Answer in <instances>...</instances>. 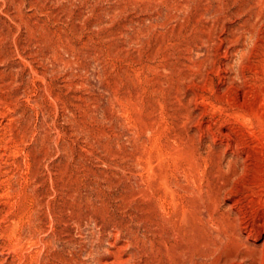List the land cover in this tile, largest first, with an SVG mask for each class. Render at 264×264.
I'll list each match as a JSON object with an SVG mask.
<instances>
[{
	"label": "rangeland",
	"instance_id": "obj_1",
	"mask_svg": "<svg viewBox=\"0 0 264 264\" xmlns=\"http://www.w3.org/2000/svg\"><path fill=\"white\" fill-rule=\"evenodd\" d=\"M243 5L0 0V264H264V29L235 43Z\"/></svg>",
	"mask_w": 264,
	"mask_h": 264
},
{
	"label": "bare ground",
	"instance_id": "obj_2",
	"mask_svg": "<svg viewBox=\"0 0 264 264\" xmlns=\"http://www.w3.org/2000/svg\"><path fill=\"white\" fill-rule=\"evenodd\" d=\"M239 9H237V11H238ZM242 13V15H243V17H245L246 18V20H244V22H243V24L240 26V28L239 29H236L235 30V32H236V35L237 34H239L240 33V31L241 30H245V32L247 31V32H249L250 34H252L253 32H255V30L256 29H258L257 28V25H258V27H263V29H264V0H244V5L242 6V9L241 10H239V13ZM240 15V14H239ZM240 19V18H239ZM261 30V29H260ZM242 32H244V31H242ZM246 32V33H247ZM261 33V32H260ZM257 34V33H256ZM255 34V35H256ZM259 34V33H258ZM263 35V34H262ZM247 36H249V34H247ZM253 37H255V36H253ZM252 36H251V38H253ZM262 37V36H261ZM256 40H257V37L255 38ZM247 40V39H246ZM255 40V41H256ZM261 41V40H260ZM235 43L237 44V45H240V36L239 35H237V38H236V41H235ZM263 44V43H262ZM237 45H235V46H237ZM259 47V46H258ZM259 49L260 50H263L264 49V46H262V47H259ZM253 53V52H252ZM244 56V55H243ZM246 56V55H245ZM249 56V55H248ZM228 149V148H227ZM218 164V163H217ZM219 165V164H218ZM217 167V166H216ZM215 167V168H216ZM219 168H220V166H219ZM219 168H217V169H219ZM217 169H215L216 170V172H218L217 171ZM221 169V168H220ZM218 173H220V172H218ZM182 202V201H181ZM232 204V203H231ZM235 204V203H234ZM188 206V205H187ZM231 208H232V206H231ZM186 210H188V209H186ZM189 213V212H188ZM187 213V214H188ZM182 214V213H181ZM205 215V214H204ZM187 216V215H186ZM204 217L205 216H203V214L202 213H200L199 211H197V213H195V214H190V215H188V217H186L187 218V220L189 221V223H190V225L192 226L191 227V229H192V232L194 231V234L195 235H198V234H200L201 232H203V226H204V224H206V222H205V219H204ZM221 217H223L222 215H221ZM208 218V217H207ZM206 218V219H207ZM210 219V218H209ZM208 220V219H207ZM228 220V219H227ZM231 220H233V218L231 219ZM235 220V224H231V223H229V224H231L230 226L234 229V228H238L237 230H239V228H240V226H241V222L242 221H240V219L238 220V221H240V222H238L236 219H234ZM210 221V220H209ZM224 221H226V220H224ZM208 222V221H207ZM227 222V221H226ZM229 222V221H228ZM253 223V222H252ZM208 224V223H207ZM210 225H212V223H211V221H210ZM234 225H236L235 227H234ZM229 226V227H230ZM209 227V226H208ZM228 227V228H229ZM242 228H244V225H243V227ZM241 228V229H242ZM233 229H231L232 231H233ZM207 230V229H206ZM245 230V229H244ZM250 231V230H249ZM235 232H237L236 230H235ZM239 232V231H238ZM244 232V231H243ZM229 233V232H228ZM228 233H227V235H228ZM257 233V232H256ZM193 234V235H194ZM221 234V233H220ZM238 234V233H237ZM193 235H191L192 237H193ZM202 235V234H201ZM214 235V234H213ZM216 235H218V234H216ZM224 236L226 235V234H223ZM233 235V234H232ZM221 236H222V234H221ZM220 236V237H221ZM196 237V236H195ZM229 237H230V235H229ZM239 237V236H238ZM248 237V236H247ZM218 238V237H217ZM226 238H228V236L227 237H225L224 239H226ZM231 238V237H230ZM234 238V237H233ZM199 239V238H198ZM221 239V238H220ZM229 239V238H228ZM228 239H226V240H228ZM235 239V238H234ZM230 240V239H229ZM231 240H233V239H231ZM239 240V242H242L240 239H238ZM196 241V240H195ZM194 241V242H195ZM237 241V240H236ZM231 242V241H230ZM233 242H234V240H233ZM238 242V241H237ZM237 244V243H236ZM238 244H240V243H238ZM217 245V244H216ZM217 250V249H216ZM240 251V250H239ZM216 254V253H215ZM214 255V254H213ZM235 255V258H234V260L238 263V264H244V261H245V259H246V255L244 254V253H242V252H238L237 251V253H235L234 254ZM199 256V255H198ZM211 259V258H210ZM231 259V258H230ZM233 259V258H232ZM224 260V259H223ZM229 261V260H228ZM231 264V263H230Z\"/></svg>",
	"mask_w": 264,
	"mask_h": 264
}]
</instances>
